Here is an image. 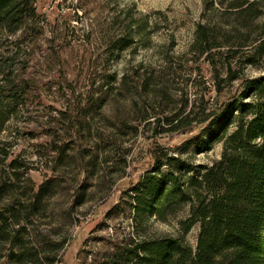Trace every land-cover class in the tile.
Listing matches in <instances>:
<instances>
[{"label": "rangeland", "instance_id": "obj_1", "mask_svg": "<svg viewBox=\"0 0 264 264\" xmlns=\"http://www.w3.org/2000/svg\"><path fill=\"white\" fill-rule=\"evenodd\" d=\"M35 7L43 36L33 48L23 44L15 48V37L10 57H15L12 69L19 79L31 82L38 91L27 95L24 105L22 99L16 105L0 100V117L6 121L0 131V168L17 159L25 164L23 180L38 187L51 176L50 145L60 138L82 141L77 128L83 121L77 108L105 85L114 90L106 107L88 124L87 145L98 153L100 163L98 175L87 181L89 201L76 208L68 230L53 218L35 221L24 243L38 261L32 262L26 254L20 257L22 263L48 264L55 258L53 264H101L110 259L116 245L130 240L180 238L184 212L165 222L152 214L135 218L129 190L148 173L162 170L151 149L158 146L172 155L181 153L193 164L209 165L219 158L221 144H212L205 154L184 150L199 129L184 136L152 138V127L147 128L141 118L159 109L157 101L141 91L131 93L132 76L154 73L161 78L157 95L165 91L180 104L183 100L178 96L184 93L188 109L200 105L211 109L236 97L242 80L263 76L264 56L255 59L257 65H244L240 79L217 95L213 67L205 55L198 57L200 46H193L197 27L212 26L220 19L216 12L207 13L203 0H36ZM227 50L212 49L222 78ZM241 55L230 62L244 59ZM124 76L127 84L121 86ZM65 110L69 113L59 114ZM121 121L137 129L136 133L119 136L114 125ZM5 173L0 171V177L8 179ZM65 207L64 199L56 200L55 208ZM198 232L195 226L184 237L192 249ZM63 240L61 250L54 253ZM0 249V264H10L8 251Z\"/></svg>", "mask_w": 264, "mask_h": 264}, {"label": "trees", "instance_id": "obj_2", "mask_svg": "<svg viewBox=\"0 0 264 264\" xmlns=\"http://www.w3.org/2000/svg\"><path fill=\"white\" fill-rule=\"evenodd\" d=\"M203 1L207 13L216 12L220 19L212 26L199 25L193 46H200L198 57L205 55L212 65L215 91L220 95L240 79L244 65H257L255 59L264 56V0ZM35 3L0 0V100L15 105L20 99L24 105V98L38 91L31 82L19 79L12 69L15 57H10L15 37V48L21 44L33 48L43 36ZM224 47L228 50L222 78L212 49ZM238 54L245 55L244 59L230 62ZM160 80L154 73L135 72L130 81L131 93L141 91L147 99L157 101L159 109L141 118L147 128L152 127V138L184 136L199 129V134L184 144V150L205 154L212 144L219 143L221 153L209 165H196L181 153L172 155L158 146L151 149L162 170L148 173L129 190L130 206L135 218L152 214L161 222L184 212L186 218L179 223L181 237L130 240L116 245L110 259L101 264H264V75L242 80L236 97L211 109L203 105L188 109L184 93L175 94L183 100L180 104L165 91L157 95ZM126 84L124 76L121 86ZM104 87L77 108L83 121L77 128L82 141L60 138L50 145L54 154L51 176L38 187L23 180V162L14 159L0 168L8 178L0 177V248L8 251L7 263L23 264L20 257L26 254L32 262L38 261L25 250L24 243L34 222L53 218L68 230L76 208L89 201L91 186L87 181L98 175L100 163L98 153L87 145L86 134L90 133L89 120L106 107L114 90ZM66 111L59 114H68ZM5 122L0 117V131ZM114 127L119 136L137 131L122 121ZM83 174L86 180L80 181ZM57 199H64L66 207L55 208ZM195 226L199 232L192 249L184 237ZM64 243L56 245L53 252H59ZM54 262L51 258L48 264Z\"/></svg>", "mask_w": 264, "mask_h": 264}]
</instances>
